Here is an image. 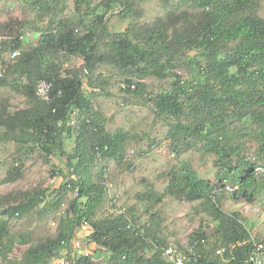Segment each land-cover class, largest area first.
<instances>
[{"label": "trees", "instance_id": "1", "mask_svg": "<svg viewBox=\"0 0 264 264\" xmlns=\"http://www.w3.org/2000/svg\"><path fill=\"white\" fill-rule=\"evenodd\" d=\"M158 1L165 13L140 24L137 0L96 4L76 0L75 13L68 17L57 16L61 0H31L40 17L49 18L44 28L35 30L37 43L26 48L18 36L27 23L10 19L0 24L2 36L9 38L1 43L0 59L5 52L19 50L4 64L0 88L21 95L28 105L14 112L6 103L0 106V141L11 142L19 151L17 164L3 182L20 178L24 156L35 152L45 162L62 158L67 170L52 167V176L62 181L50 191L35 190L13 201L0 196V249L15 240L9 232L10 218L46 204L51 210L60 209L68 192L75 195L55 237L35 244L29 243L31 233L17 237L26 249L16 264H99L103 252V264H174L164 255L168 243L159 235L156 214L149 216L147 225L125 214L96 221L106 201L105 163H123L128 138L121 130L108 132L93 107V99L106 84L97 72L101 66L116 70L124 86L121 91L151 102L154 114L169 123L173 151L199 143L204 154L215 157L216 183L199 178L182 162L167 172L163 193L149 196L153 203L163 196L197 202L210 217L211 231H197L189 237V246L181 249L183 264H262L264 241L252 237L239 213L221 208L218 194L226 191L235 201L254 204L264 177L257 171L262 165L242 155L245 146L239 140L253 137L257 160H264V17L257 14L261 0ZM112 15L129 20L127 27L111 31L107 18ZM71 57L80 58L82 65L64 69ZM180 70L188 77L179 75ZM146 78L168 86L148 96L142 82ZM41 80L51 84L48 102L35 96ZM72 116L74 126L69 125ZM234 122L241 124L236 131ZM65 141H72L69 151ZM83 224L91 228L86 243L96 246L88 256L70 249L75 230ZM62 254L65 258L58 262Z\"/></svg>", "mask_w": 264, "mask_h": 264}, {"label": "rangeland", "instance_id": "2", "mask_svg": "<svg viewBox=\"0 0 264 264\" xmlns=\"http://www.w3.org/2000/svg\"><path fill=\"white\" fill-rule=\"evenodd\" d=\"M101 0H90L91 4H96ZM76 0H61L56 7L57 16H72L75 11ZM140 9L138 22L147 23L156 16L163 15L165 9L158 0H137ZM259 16L264 17V0H261ZM39 10L31 6V0H0V24L14 19L18 22L27 23L23 32V47H29L37 43L35 30L44 28L48 22L49 15L40 17ZM107 25L111 31H122L129 23V20H120L112 15L107 18ZM0 35L2 32L0 31ZM0 59V75L4 73V64L10 60L9 53L2 54ZM82 65V60L78 57H71L63 64L64 69H76ZM97 72L102 74L106 84L98 95L93 99V107L100 114L102 123L108 132L118 130L127 133L125 154L122 164H116L108 160L106 169L104 168L106 201L96 213V221L109 215L125 214L133 216L140 225L149 223V216L156 214L159 220V235L168 243V247L182 253L181 249L189 246V237L197 231L209 233L213 226L210 217L204 208L197 202H186L179 199L163 196L161 201L153 203L149 196L151 194L163 193L166 186L167 172L176 170L181 163H186L195 174L202 179H207L210 183L217 182V168L214 166L215 157L204 154L203 149L196 143V147L182 149L178 153L173 151L172 144L168 138L169 123L153 112L151 102L145 99L133 98L121 91L124 87L121 77L116 70L108 66H101ZM179 75L188 77L185 70L177 71ZM147 87L148 96H153L157 92L167 88L168 82L146 78L142 80ZM84 89L88 88L84 85ZM6 103L8 111L14 112L27 108L26 100L19 94L11 91L7 87L0 88V106ZM241 126L234 122L232 127L235 131ZM253 128H248V131ZM2 130H0V133ZM244 143L245 148L242 155L264 166V160H257L258 146L253 137H243L239 139ZM66 150H70L72 141H65ZM19 156L17 147L11 142L0 141V196H8L9 200L15 199L24 193H32L35 190H48L57 188L62 181L61 177L52 176V167H59L67 172L62 158L51 157L45 162L38 152L22 155V175L13 183L3 182L7 176V171L12 165H16ZM259 193L254 204L235 201L226 191H219L221 208L227 212H237L241 220L247 225L252 237L259 241H264V177L260 179ZM75 197L72 192H68L64 204L60 209L51 210L40 206L38 211L28 215L14 216L8 220L9 232L15 238L12 244L7 243L0 249V264H16L20 260L26 245H22L17 238L20 234H30L29 243L35 244L45 239L56 236L58 224L64 215L69 201ZM48 202V201H47ZM46 202V203H47ZM91 233V228L83 224L75 230V236L70 241L71 251H74L75 241H81L87 247L89 255L93 253L96 246L93 243H86L85 238ZM260 247V246H259ZM78 254V252L75 250ZM64 253V252H63ZM66 254V253H64ZM64 254L58 259L62 262ZM103 252L98 261L103 264ZM264 264V251L261 255Z\"/></svg>", "mask_w": 264, "mask_h": 264}, {"label": "built area", "instance_id": "3", "mask_svg": "<svg viewBox=\"0 0 264 264\" xmlns=\"http://www.w3.org/2000/svg\"><path fill=\"white\" fill-rule=\"evenodd\" d=\"M23 38H24L23 35L19 34L18 40L21 41V40H23ZM8 39L9 38L7 36L5 37V36L0 35V46H1V43L4 40H8ZM18 54H19V50H13V51L9 52V58L13 59L16 56H18ZM50 90H51V84L49 82L45 81V80H41V81H39L36 84L35 96L39 100L48 102L49 99H50ZM69 125L70 126H74L75 125L74 116L71 117V119L69 121ZM257 171L264 172V166L257 167ZM73 247L78 252L80 251V254H82L83 256H88L89 255L87 247L81 241H75L74 244H73ZM164 255H165V257H166V259L168 261L173 262L174 264H183V262L185 260V255L183 253H181V252L178 253L177 251L173 250L170 247H168L164 251Z\"/></svg>", "mask_w": 264, "mask_h": 264}]
</instances>
